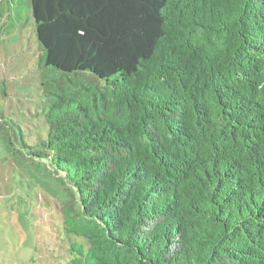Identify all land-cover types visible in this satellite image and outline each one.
<instances>
[{
    "label": "trees",
    "instance_id": "1",
    "mask_svg": "<svg viewBox=\"0 0 264 264\" xmlns=\"http://www.w3.org/2000/svg\"><path fill=\"white\" fill-rule=\"evenodd\" d=\"M30 2L66 264H264V0Z\"/></svg>",
    "mask_w": 264,
    "mask_h": 264
},
{
    "label": "rangeland",
    "instance_id": "2",
    "mask_svg": "<svg viewBox=\"0 0 264 264\" xmlns=\"http://www.w3.org/2000/svg\"><path fill=\"white\" fill-rule=\"evenodd\" d=\"M0 8L5 16L0 20V264H66L74 236L64 228V210L77 218L79 204L55 170L34 161L14 135L16 124L34 143L48 132L39 115L47 98L32 5L30 0H0ZM79 78L88 82L87 76ZM5 126L12 127L13 148Z\"/></svg>",
    "mask_w": 264,
    "mask_h": 264
},
{
    "label": "crops",
    "instance_id": "3",
    "mask_svg": "<svg viewBox=\"0 0 264 264\" xmlns=\"http://www.w3.org/2000/svg\"><path fill=\"white\" fill-rule=\"evenodd\" d=\"M3 36V34L0 32V37Z\"/></svg>",
    "mask_w": 264,
    "mask_h": 264
}]
</instances>
